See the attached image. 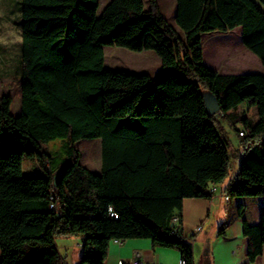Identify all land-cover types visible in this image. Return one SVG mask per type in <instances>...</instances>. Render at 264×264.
Returning a JSON list of instances; mask_svg holds the SVG:
<instances>
[{"label": "trees", "instance_id": "trees-1", "mask_svg": "<svg viewBox=\"0 0 264 264\" xmlns=\"http://www.w3.org/2000/svg\"><path fill=\"white\" fill-rule=\"evenodd\" d=\"M99 9V0H22L21 112L0 97V264H66L60 236L83 238L80 264H105L111 242L131 239L195 264L184 201L211 199L231 170L205 92L222 117L243 125L241 164L225 194L264 199V74L221 75L204 63L202 46L203 35L240 27L241 41L228 38L226 50L242 52V42L264 65V0H176L177 28L158 0ZM106 47L154 51L162 68L155 76L106 68ZM243 105L258 120L237 115ZM84 139L101 140L99 173L80 162L75 144ZM57 140L61 162L48 149ZM26 158L45 175L26 176ZM243 233L254 262L264 251V213L257 225L244 221Z\"/></svg>", "mask_w": 264, "mask_h": 264}, {"label": "rangeland", "instance_id": "rangeland-1", "mask_svg": "<svg viewBox=\"0 0 264 264\" xmlns=\"http://www.w3.org/2000/svg\"><path fill=\"white\" fill-rule=\"evenodd\" d=\"M111 0H99V14L110 3ZM148 6V0H144ZM22 0H0V97L9 95L12 97L11 108L16 112L21 102V79L20 64L22 59ZM159 8L168 22L176 27V0H158ZM224 36V37H223ZM242 30L236 28L228 33L206 34L202 37V46L204 50V63L211 68V64L223 67H230L231 70L239 74L258 73L264 74V65L259 58V66L247 57L250 51L244 47L241 42L242 52L226 50L224 43L227 39L234 37L241 41ZM219 38V39H218ZM105 67L109 69H120L134 73H147L155 76L162 68L161 59L154 51L134 52L126 48L106 47L105 48ZM212 69V68H211ZM237 115H248L254 120H258L256 109L248 105L241 106ZM218 128L222 135L228 140L229 156L231 160L230 175L223 186H228L236 177L242 159L243 138L239 136V130L243 129L242 124L234 127L225 117L218 116ZM240 146V147H239ZM75 148L81 155V164L90 171L99 173L102 168V143L100 139H84L75 144ZM240 148V150H239ZM53 160L61 162L64 159V143L57 140L48 146ZM50 166V165H49ZM53 165V172L56 170ZM23 171L26 176L45 175L43 168L38 161L32 158H26L23 165ZM75 238V236H73ZM67 261L66 264H71Z\"/></svg>", "mask_w": 264, "mask_h": 264}, {"label": "crops", "instance_id": "crops-1", "mask_svg": "<svg viewBox=\"0 0 264 264\" xmlns=\"http://www.w3.org/2000/svg\"><path fill=\"white\" fill-rule=\"evenodd\" d=\"M247 57L259 66V59L257 60L254 54L247 52ZM211 68L221 75H242L230 67L221 68L211 64ZM21 106L22 95L19 109L15 112L11 108V113L18 115ZM226 188L227 186L224 187L223 184L216 186V192L211 199L184 201L181 213L183 236L193 247L195 264H264V251L254 262L248 260V242L243 233L244 221L251 225L260 223L264 213V199L260 197L226 199ZM224 224L227 225L226 233L221 236L219 229ZM200 226L201 230L197 231ZM82 243L81 236L57 238L58 249L66 263L71 261V264H80ZM134 259H139L140 264L182 263L181 253L175 249L154 247L147 239H131L122 243L111 242L105 264H118L120 261L129 263Z\"/></svg>", "mask_w": 264, "mask_h": 264}, {"label": "water", "instance_id": "water-1", "mask_svg": "<svg viewBox=\"0 0 264 264\" xmlns=\"http://www.w3.org/2000/svg\"><path fill=\"white\" fill-rule=\"evenodd\" d=\"M206 110L208 115L214 116L220 112V103L216 96H214L211 92H205L203 94ZM58 179L55 178L54 185L57 186Z\"/></svg>", "mask_w": 264, "mask_h": 264}, {"label": "built area", "instance_id": "built-area-1", "mask_svg": "<svg viewBox=\"0 0 264 264\" xmlns=\"http://www.w3.org/2000/svg\"><path fill=\"white\" fill-rule=\"evenodd\" d=\"M216 115H218V116H222L220 113H218V114H216ZM242 135H243V134L240 133V136H242ZM215 192H216V187L212 189V193L214 194ZM226 199H229V197L226 196ZM51 208H55V205L52 204V205H51ZM112 216L115 217V218H117L116 214L113 213V212H112ZM179 220H180L179 217L175 218V222H178ZM200 230H201V226L197 228V231H200ZM116 242H118V241H116ZM118 243H122V242H118ZM118 264H140V262H139V259H134L133 261H131V262H129V263H126V262H124V261H120ZM181 264H186L185 260H182V263H181Z\"/></svg>", "mask_w": 264, "mask_h": 264}]
</instances>
